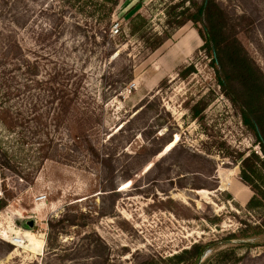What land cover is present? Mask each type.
Returning a JSON list of instances; mask_svg holds the SVG:
<instances>
[{"label": "rangeland", "instance_id": "obj_1", "mask_svg": "<svg viewBox=\"0 0 264 264\" xmlns=\"http://www.w3.org/2000/svg\"><path fill=\"white\" fill-rule=\"evenodd\" d=\"M117 1L110 19L101 0H0V158L18 160L0 165V264H178L197 244L179 264H264V209L233 193L264 187L242 86L220 85L201 24L169 25L204 0ZM217 2L264 85V0ZM144 32L166 42L152 51ZM59 98L93 113L90 146L72 152L70 123L43 115ZM27 233L40 245L14 244Z\"/></svg>", "mask_w": 264, "mask_h": 264}, {"label": "trees", "instance_id": "obj_2", "mask_svg": "<svg viewBox=\"0 0 264 264\" xmlns=\"http://www.w3.org/2000/svg\"><path fill=\"white\" fill-rule=\"evenodd\" d=\"M103 3L107 5V3H110L111 8L109 9V12H111L112 19L114 6L118 5L117 0H101ZM195 8V6H193ZM175 9V7H173ZM196 11L194 14H190L186 18H183L182 20H178L175 22H170V26L173 27H182L184 26L188 21H191L196 24H201L202 29L198 30V33L201 37V39L204 41V50L212 59L213 66L217 72L218 79L220 85L223 87L224 90H228L231 93H236L235 84L234 82L237 81L238 84L242 86L243 89V96H244V104L242 107L243 110V116L246 125L255 133V135L258 137V143L261 146V149L264 154V85L261 83V80L258 78V73L255 70L252 61L242 48L240 42L235 38L231 39V37H228L227 35V25L228 20L226 17V14L224 10L222 9L221 5L217 2V0H204V3L198 7L195 8ZM136 18H140V16H137ZM135 18V19H136ZM134 19V20H135ZM133 20V21H134ZM145 23L147 24L146 20ZM110 24H107L106 29H110ZM132 29L138 31L137 26H132ZM151 30V29H150ZM118 32V30H117ZM138 39L143 42V44L150 50L156 51L158 50L165 42L166 38H163L160 35H156L153 38H148V33L144 32L143 34H140L138 36ZM115 48V46H114ZM114 48H111V52L114 51ZM32 75V74H31ZM26 89L30 88V85L34 83V80H26ZM29 90H26V93H28ZM20 94H22L21 91H19ZM24 96L26 94L23 93ZM34 96L31 94V91H29L28 95L26 96V100L23 99V102L26 104H29L31 106L30 112L33 114V120L39 119L36 116L39 115L38 110L36 109V105L34 102H31L33 100ZM44 98V95H43ZM35 99V98H34ZM60 99V105L57 110H51L46 112H43V115L47 116L51 119H59L61 121L62 118H64L61 122H68L70 123V127L66 128V139L69 141V145H71L72 152L75 151V149H78L80 144L84 143V140H86L87 145H91L92 143L88 142V139L90 138L89 133L93 130L91 129L92 124V112H89L86 110V112H79L75 110H67L66 104H62L63 99ZM47 104H49V99L46 101ZM4 103H2L0 111H6L5 107L3 106ZM59 105V106H60ZM8 110V109H7ZM12 110V109H10ZM5 113H9L10 111H6ZM200 112L196 110L195 108V116H197ZM16 114H21L20 111L16 112ZM69 115H72L74 119L69 118ZM96 117V116H95ZM258 128H260L259 134ZM48 131V128H46ZM48 135V134H46ZM65 139V140H66ZM3 141H0V147L3 145ZM23 146V145H21ZM92 148V147H91ZM71 149V148H70ZM21 153L23 151L21 150ZM5 153L4 156H1L0 158V165L4 168L12 167L11 162L18 161L16 159L17 156H12V160L6 156ZM4 157V159H3ZM252 157V158H251ZM253 157L256 158L253 154L248 157L243 162V167L247 169V162L252 159ZM45 159H50V155L44 156ZM64 162H72L73 160L71 158L64 157L62 158ZM258 159V158H256ZM31 161V164L34 165L39 164L36 161ZM7 162V164H4ZM260 170L255 171L251 168L250 169L252 175L255 176L259 181H263L264 177L262 176V173L264 174V160L260 162ZM11 169V168H10ZM246 171V170H245ZM251 186L253 190L256 192V194L251 198L248 191L241 185L236 184L233 193H241L237 194L239 195V199L243 205L247 204L248 202V209L254 212L257 211H263L264 209V203L259 198L258 195H261L264 197V187L259 186L258 184H255L251 181ZM250 200V201H249ZM2 201V200H0ZM5 208V204H1L0 210ZM209 246L204 245H194L189 250H185L182 254L175 256V260L177 263H182L185 261L187 256H195L197 260H199L201 257H203ZM226 253H220L219 255H223Z\"/></svg>", "mask_w": 264, "mask_h": 264}, {"label": "bare ground", "instance_id": "obj_3", "mask_svg": "<svg viewBox=\"0 0 264 264\" xmlns=\"http://www.w3.org/2000/svg\"><path fill=\"white\" fill-rule=\"evenodd\" d=\"M26 240H27V242H29L30 243V245H36V246H39L40 245V242L37 240V239H35V237H34V235L33 234H31V233H27L23 238L22 237H16L15 239H14V244L15 245H24L25 244V242H26ZM29 245V246H30ZM26 248V247H25ZM34 248V247H33ZM35 249V248H34ZM38 249V248H37Z\"/></svg>", "mask_w": 264, "mask_h": 264}, {"label": "built area", "instance_id": "obj_4", "mask_svg": "<svg viewBox=\"0 0 264 264\" xmlns=\"http://www.w3.org/2000/svg\"><path fill=\"white\" fill-rule=\"evenodd\" d=\"M4 197V189L2 186V180H1V175H0V200L3 199Z\"/></svg>", "mask_w": 264, "mask_h": 264}, {"label": "water", "instance_id": "obj_5", "mask_svg": "<svg viewBox=\"0 0 264 264\" xmlns=\"http://www.w3.org/2000/svg\"><path fill=\"white\" fill-rule=\"evenodd\" d=\"M152 167H153V165H152Z\"/></svg>", "mask_w": 264, "mask_h": 264}]
</instances>
